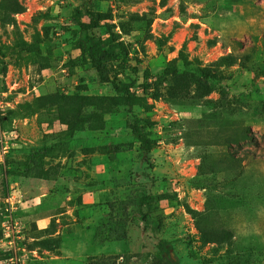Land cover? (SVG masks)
Here are the masks:
<instances>
[{
	"label": "rangeland",
	"instance_id": "rangeland-1",
	"mask_svg": "<svg viewBox=\"0 0 264 264\" xmlns=\"http://www.w3.org/2000/svg\"><path fill=\"white\" fill-rule=\"evenodd\" d=\"M0 264H264V0H0Z\"/></svg>",
	"mask_w": 264,
	"mask_h": 264
},
{
	"label": "trees",
	"instance_id": "trees-1",
	"mask_svg": "<svg viewBox=\"0 0 264 264\" xmlns=\"http://www.w3.org/2000/svg\"><path fill=\"white\" fill-rule=\"evenodd\" d=\"M81 14H82L81 9H78L74 16L77 19H79ZM85 14L89 16V21L88 22L80 21L82 28H85V29L93 27V26H98L99 22L103 18H105L104 13H102L100 11H94L93 9H87ZM100 52H102V50H100ZM92 58L96 64L97 69H98L99 73L101 74L102 78L108 80L109 77H108L107 69L105 66L106 63L103 61L102 57H100L96 53H92ZM103 58L104 59L109 58L108 54L105 55V53H104ZM145 122L149 123L150 121L148 119H146ZM149 126L151 127L152 124L150 123ZM133 131H134V134L141 141L142 148L145 149L146 151H150L152 149V146H153V140L151 138L152 131L147 129L145 124H140V123H136L133 126ZM112 258L113 257H109V259H112Z\"/></svg>",
	"mask_w": 264,
	"mask_h": 264
}]
</instances>
